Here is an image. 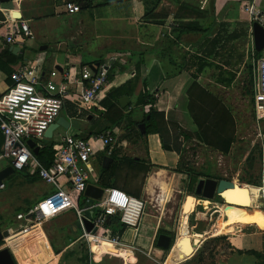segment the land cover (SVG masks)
<instances>
[{
    "label": "crops",
    "instance_id": "obj_1",
    "mask_svg": "<svg viewBox=\"0 0 264 264\" xmlns=\"http://www.w3.org/2000/svg\"><path fill=\"white\" fill-rule=\"evenodd\" d=\"M67 1L79 4L80 11L68 13L65 8ZM242 1H248L256 6L254 3L256 0ZM238 2L240 3L239 0ZM222 3V0L214 2L213 0H11V3L0 1L2 25L0 54L6 47L11 49L14 46L24 50L22 57L20 53L15 54L12 51L20 60L19 64H0L3 67L0 69V91L7 90L12 83L8 71L17 70L18 66L24 64H37L40 67L41 84L37 88L42 93L53 95L58 93L60 86L64 83L67 71L74 78L83 81L84 75L95 74L102 63H107L110 66L109 70L112 66H117L114 79L109 81V85L103 90L97 103L90 109H84L83 113L79 112L76 104L78 85H69L71 94L65 100L59 118L67 119L70 126L67 129L63 127L56 129L51 138H45L42 141L39 149L47 142H52L55 148L61 144L62 138L66 135L86 138L94 136L96 133L93 131L113 124L118 136L116 148L121 151L120 157L130 160L126 164L119 165L115 161L108 167H103V157L108 154L98 150L93 159V171L88 184L96 185L104 190L115 186L146 203L138 232L133 228H125L123 244L111 243L100 238L86 239L83 227L73 211L52 217L46 222L50 223L49 225L45 223V226H27L17 229L24 222L19 220L17 215L30 210L42 198L55 191L56 187L43 181L35 168L30 167L23 171L14 169L7 177V179H15L10 190L4 191L7 188L5 181H3L5 187L0 189V240L3 241L0 249L8 248L16 264H163L164 262L168 264V249L158 246L157 240L160 234H167H159V230L172 231L164 220L169 218L172 207L177 205L178 196L185 191L187 176L177 171L180 167L181 154L175 150L163 148L159 134H149L145 138L146 142H141L145 146L143 155L133 153V143L127 140L119 141V138L124 135L125 126L139 122L144 112L149 109V106L144 107L140 104L143 94L150 86L147 79L149 75L152 77L150 79L152 85L161 77L157 90L158 96H155V107L165 113L168 121L179 123L185 129L194 131L192 125L188 127L193 122L184 109L188 107L187 89L190 84H193L190 76L197 73L200 68L199 60L193 58L195 55L203 56L213 65L205 68L197 79L193 92L203 89L219 100L229 110L232 116L230 117L236 123L235 140L239 138L244 140V137L239 135L234 111L217 95L216 90L228 92L234 88L243 70L247 68L248 59L250 56L254 57V41L250 49L239 43L241 39L235 42L240 50V53L236 54H243L245 62L230 84L226 81L230 78L231 69L223 70L220 67L223 66L221 62L214 58H207L199 52L200 45L205 40L213 39L217 26L227 21H219L216 18ZM13 10L20 11L21 20L28 22L35 34L34 39L12 44L5 41L10 26L8 19ZM248 36H253L251 28ZM8 59V55L3 58L5 62L10 60ZM252 69L250 80L253 78L251 92L252 108L255 114L256 66L254 68L253 64ZM84 82H86L85 79ZM182 95L183 98L187 96V99L185 98L182 106L179 107ZM123 97L128 98L125 100V105L120 102ZM196 102L202 104L198 98ZM101 115L102 118H100ZM254 121L256 123L255 117ZM261 125L264 127V122ZM258 129L259 133H262V137H258L262 140L251 143V148L261 142L264 161V135L262 127ZM45 140L48 141L45 142ZM138 144L140 142H135V145ZM3 145L4 136L0 129V155ZM210 151L221 157L225 156L217 150ZM9 164L11 163L8 160L0 159V171ZM104 169L108 171L103 177ZM157 178L167 183L165 191L162 181ZM61 183L67 191H71L66 178H62ZM192 196L189 202H185L184 207L182 206L188 228L185 231L180 228L183 231L182 236L187 237L183 244L188 250L186 252L184 249L181 259L177 261L175 260L179 256L172 253L173 264H264L263 222L251 226L250 222H257L259 219L251 221L247 213L239 214L237 217L226 215L216 205L223 201H218L217 198L209 200L195 193ZM197 198H200L201 205L203 201H206L212 206L208 207L205 204L206 206H202L203 212L193 211L197 206V203L193 201H197ZM216 206L221 212V223L213 227L217 220ZM245 207L247 206L241 208ZM91 211L85 212L86 217H89ZM96 212L93 211L94 214ZM200 214L209 218L202 231L197 229V217ZM214 215L216 216L213 219ZM191 219H194L195 223H189ZM110 230H112L111 227ZM211 231L214 237L210 236ZM5 232H8V235H4ZM194 232H200L204 236L197 244L198 251L191 255L190 237L194 238L192 234ZM220 238H224V243L220 241ZM173 241L174 245L175 239ZM85 249H88L86 255H89V261L82 260L81 253ZM76 253H78L77 256Z\"/></svg>",
    "mask_w": 264,
    "mask_h": 264
},
{
    "label": "built area",
    "instance_id": "obj_2",
    "mask_svg": "<svg viewBox=\"0 0 264 264\" xmlns=\"http://www.w3.org/2000/svg\"><path fill=\"white\" fill-rule=\"evenodd\" d=\"M65 8L68 13H76L81 7L75 2L67 1ZM250 11L253 19L259 20L262 13H259L255 5H252ZM8 20L10 26L5 36L7 43H24L27 39L35 38L27 21L14 19L12 16ZM109 68L107 63H102L95 74L84 75L87 83L84 79L82 81L74 78L67 71L64 83L58 93L53 95L42 93L37 88L41 84L40 67L37 64H24L10 75L12 83L7 90L0 91V129L4 136L0 159L8 160L17 171L35 168L43 181L56 187L55 191L42 198L30 210L17 215L19 220L25 222V226H42L56 215L73 211L83 227L86 239L100 238L123 244L124 233L113 234L107 225L109 218L115 214L120 216V221L126 228H133L138 232L146 208L142 199L119 188L110 187L104 190L99 200L82 207L79 200L75 201L61 183V179L66 178L72 190L85 193L93 171V159L98 150L110 154L118 145L115 131H105L88 138L64 136L61 144L54 148V162L49 166L38 159L27 143L32 139L41 147L47 129L59 118L65 100L71 94L70 84L78 85L76 104L79 112L93 107L109 85ZM254 108L256 125L260 128L264 122V49L256 63ZM258 136L262 137V133ZM4 187L5 184L2 183L0 189ZM88 210L97 211L92 218L94 226L91 231L86 230L83 222Z\"/></svg>",
    "mask_w": 264,
    "mask_h": 264
},
{
    "label": "trees",
    "instance_id": "obj_3",
    "mask_svg": "<svg viewBox=\"0 0 264 264\" xmlns=\"http://www.w3.org/2000/svg\"><path fill=\"white\" fill-rule=\"evenodd\" d=\"M4 23V17L2 18ZM233 27L230 22L225 21L221 22L217 26L216 34L213 37V39L210 41L205 40L201 45L199 52L204 54L207 58H214V60L221 62L223 66L220 67L223 70H228V68L231 69L230 78L226 81V83L230 84L236 77L238 72L240 71L241 66L245 62L244 55H238L236 53H240L239 47L235 44L236 41L247 37L249 35L250 26L247 24H239L235 28ZM243 53V52H241ZM9 56V61L5 62L3 58L6 56ZM255 59H259L262 56V52L254 51ZM193 58H197L200 62V68L197 70V73H193V75L190 76V78L193 80V84L189 85L187 89V95H188V107H185V112H187L190 117L192 118L193 124L187 123L188 127L191 125L194 127V135L199 140L200 144H204V141L209 138L210 140H213L210 144V146L213 147L214 150H217L221 152V154L227 156L231 153L232 146L235 142V133H236V125L231 118V114L227 108H225L222 103L214 98L211 94L206 92L203 89H200L199 91H194L195 83L197 79L201 76L203 71L207 66H212V63H209V61L204 58L203 56L197 57L193 55ZM20 60L13 54L10 47H6L4 52L0 54V64H13L17 65L19 64ZM246 64V63H245ZM226 66V67H225ZM246 66L249 67L250 73L253 72L252 69V63L246 64ZM21 67L18 66L17 69ZM117 66H112L111 69L108 71V78L109 81L113 80L115 77V71ZM3 67L0 66V69ZM16 69L9 70V74L11 75ZM148 83L149 87L147 88L146 92L143 94V97L141 98L140 104L145 106H149V109L144 112L141 120L139 122H133L130 125L125 126L124 129V135L119 138V141L127 140L128 142L135 143L142 140L145 141V138L149 134H159L161 137L163 148L166 150H175L178 153L182 155V152L184 151V145L179 143V138L171 135V126H174L176 129L180 131L179 135L183 136L185 140H188L192 138L194 135L191 133H188V131L179 123L171 122L166 119V115L164 112L159 111L155 105H156V98L155 95L157 94L158 90V84L161 80V77L158 78L157 82L152 85V82L150 79L152 77L148 76ZM251 81H253V78H251ZM87 83V81H86ZM252 94V92H251ZM186 96V95H185ZM184 96H181V100L179 103V107L182 106L183 102L185 101V98L187 99V96L183 98ZM183 98V100H182ZM195 98V100H194ZM200 100L202 104H197L196 100ZM112 105V104H111ZM139 106V105H138ZM133 111V110H132ZM83 113V112H81ZM105 114V113H104ZM231 116V117H230ZM102 118V115L101 117ZM230 118L232 121L230 122ZM141 123H145L146 132L142 133L141 129L139 128V125ZM96 125V123H95ZM114 131V125L109 124L104 129H99L96 131H93L96 133L95 135L101 134L105 131ZM208 132H213L211 135L212 137H208ZM214 137V138H213ZM48 140H45V142ZM255 151L259 152L258 159L262 161V144L256 143L253 148L252 152L254 155ZM105 154H108L107 151H103ZM120 149L114 148L112 152L108 155L112 157V162L117 161L120 165L121 163H128L130 159L123 157L121 159L120 157ZM38 159L42 161L45 165L49 166L54 162L55 157V151H54V144L52 142H47L45 146L39 149V152L36 154ZM123 161H121V160ZM120 161V162H119ZM111 165V164H110ZM108 170L104 169V172L102 176L104 177V173H106ZM178 172L186 174L187 177H189V191L194 194L195 193V186L197 181L200 178H214L217 180L223 179L225 177H217L214 174H211L209 171L207 173H200L195 171L194 168H189L188 170L183 169L182 167H179L177 169ZM227 179L232 180L233 178L229 177ZM242 181V180H241ZM244 183L253 184L257 186H262V184L258 181L253 180H243ZM108 186V185H107ZM115 187V186H110ZM106 188V186H105ZM109 188V187H108ZM89 199V198H88ZM197 201L200 202V199L197 198ZM235 208L240 209L242 212L241 215L246 214L247 209L241 208L238 206H234ZM207 208V207H206ZM193 211H195L193 209ZM192 212V211H191ZM192 213H190L191 215ZM208 218L204 215H198L197 217V229L203 230L205 226L207 225ZM107 225L111 227L112 233H120L123 234L125 230V225L121 223L120 216L118 214H115L111 216L107 222ZM160 233H167L173 237V240L175 239V233L167 230H159ZM3 243V241L0 240V245ZM261 257V255H259ZM86 261H89V255H86Z\"/></svg>",
    "mask_w": 264,
    "mask_h": 264
},
{
    "label": "rangeland",
    "instance_id": "obj_4",
    "mask_svg": "<svg viewBox=\"0 0 264 264\" xmlns=\"http://www.w3.org/2000/svg\"><path fill=\"white\" fill-rule=\"evenodd\" d=\"M222 1H223V3H222V5H220V11L219 12L217 11V15H216V18H218L219 21L220 20H227L230 22V24L233 27H237L239 24H241V25L247 24L248 26H250V28L252 30V24L254 21H256V19H253V16L251 15L250 10H251L252 5H254V4H250L248 1H242V0H239L240 3L238 2V0H235V1L234 0H222ZM254 3L256 4V8L258 9L259 13H262L261 17H259V21L264 23V0H256ZM239 43L242 44L243 47L250 49L253 45V36L252 37L248 36L246 38H242L239 41ZM250 61L252 62L253 67L255 68L257 60H255L254 57L250 56V58L248 59V63H250ZM249 71L250 70L247 66V68L243 70L242 76L235 83L234 88L231 91L227 92V91H223V90H221V91L216 90L217 95L220 98H222L223 100H225L231 106L232 110L234 111V113L237 117L239 135H240V137H242V136L244 137L243 138L244 140H241L240 138H239V140H235V142L232 146L233 150H231L232 151L231 154L224 156V157H221L219 154L210 151L211 149H213V147L210 146L211 142L213 141V140H210L211 138H209L208 140L206 139L204 141V144L203 143L200 144L199 140L194 135L195 132L186 128L188 133H191L194 136L188 140H185L183 138V136L179 135L180 131L178 129H176L172 125H170V126H171V135L175 136L174 138L178 137L179 143L184 145L183 146L184 151L182 152L181 160H180V167H182L185 170H188L189 168H194L195 171L200 172V173H205V174L207 173V171H209L211 174H214L217 177L223 176L225 178H229V177L235 178V182L240 187L246 186V185L251 186L250 190L252 192V196L259 203H258V206L255 208L247 206V207H245V209H247L246 213L248 214V216L251 217V221L253 219H257V218L260 220V221L257 220V222H250V225L254 226V225H257L258 222L264 223V161H263V154H262V161H260L258 159V156H259L258 151H255L254 155H252L253 152H252V148H251V143L256 142L257 140L261 141L262 138L260 139L258 137L260 131H259L258 126L256 125V123L254 121L255 114H254V111L252 108L253 101H252V94H251L252 82L250 80V72ZM255 120H256V118H255ZM235 125H236V123H235ZM260 127H262V131H263V135H264L263 125H261ZM212 134H213V132H208L207 135H208V137L209 136L212 137L211 136ZM139 142H140V144H138V145H135V143H133L132 151L136 155H138V154L143 155L144 154L143 150H145V146L143 144H141V142H143V141L140 140ZM185 176H187V175L185 174ZM243 180L258 181L262 184V186L244 183ZM4 181L6 182V185H7V188L4 191H9L10 186L13 182H15V179H9V178L7 179L6 178V179H4ZM189 181H190V179H189V177H187V179L185 180L184 194H182V195L180 194L178 196L177 205L172 207L171 212H170L171 214L169 213V215H168L169 218L167 220H164V222H166V225L168 226V228L172 230L171 232L175 233V237H174L175 243L174 244H177V243L181 242V240H183V239L180 240L179 237L177 239L178 230L180 228H182L185 231V229L188 228L186 225L187 221L184 217V210H182V206L185 204V202H187V201L189 202V200L193 197L192 194L190 193L189 189H188ZM238 182L244 183V184H240ZM260 187H262V190L259 189ZM253 188H256L257 191H259V194H257L256 189H253ZM70 193H71L72 198L75 201L79 200L80 205L82 207H85V205H87V204L89 205L91 203L96 202L95 199H88V197L85 195V193L81 194V193L76 192L72 189H71ZM184 198H185V200H184ZM216 198L218 201H221L220 198H218V197H216ZM193 203H197V206L195 208L196 209L195 212H203L204 211V209L202 207L203 204L201 205V202L199 203L195 200V201H193ZM205 204L208 207L212 206L211 204L209 205V203H207V202H205ZM173 205L174 204H172V206ZM216 205L219 206L223 210L224 214H226V215L237 217L242 212L240 209L235 208L233 205H230V207H229L228 203L225 205H223V203L216 204ZM219 207L216 208L217 210L215 208H211L214 211L216 210L215 213L217 214V218H216L217 220L215 221V225L213 227H216L217 225H219L221 223V220H220V218H221L220 213L221 212L219 211ZM180 209L182 211L181 213H180ZM152 210L156 211L157 209L152 208ZM215 216L216 215H214L212 218L214 219ZM191 217H192V215H191ZM212 218H210V219H212ZM191 222L195 223V220L191 219L189 221V223H191ZM210 222H211V220L209 221V223ZM230 222H231V220L229 221V223ZM179 223H180V225H179ZM229 223H228V225H229ZM44 224L42 226L49 225L50 223H46L45 225ZM26 227L27 226H25V222H22V224H20L17 229H23ZM189 232H191L190 228H189ZM213 234L214 233L211 231L210 236L214 237ZM223 240H224V238H220L221 242H223ZM209 241L210 240H208V242ZM190 243L192 245V242H190ZM180 244L182 245V243H180ZM190 248H191L190 253H192L191 255L195 254L196 251H198V250H196L197 245L195 247H193V245H192V246H190ZM173 249H174V245L167 252L168 258L170 256L171 252L173 251ZM184 249L187 252L188 249L186 248V246H184ZM87 253H88V249L83 250V253H81L83 256L82 260L86 259ZM77 255H78V253H76V256ZM196 257H198V256H196ZM73 258H74V256H73ZM168 258H167V260H168Z\"/></svg>",
    "mask_w": 264,
    "mask_h": 264
},
{
    "label": "water",
    "instance_id": "obj_5",
    "mask_svg": "<svg viewBox=\"0 0 264 264\" xmlns=\"http://www.w3.org/2000/svg\"><path fill=\"white\" fill-rule=\"evenodd\" d=\"M2 3H11V0H0ZM215 0H213L214 2ZM11 16L14 19H21L22 14L20 11L13 10L11 12ZM2 27L0 23V28ZM252 33H253V41H254V47L255 50L258 52H262L264 49V23L260 22L259 20H256L252 24ZM11 50L18 54L20 53V57L23 56V49L19 47H11ZM125 100H128L127 97H123L120 102L122 105H125ZM70 123L65 118H59L57 119L53 124L49 126L45 133L46 138H51L53 136V133L56 129L59 127H63L65 129L69 128ZM139 128L141 129L142 133L146 132L145 123H141L139 125ZM30 148H32L33 152L37 154L39 152V146L36 145V142L32 139H29L27 141ZM112 157L109 155H106L103 157V167H108L112 162ZM14 171V168L11 164H9L6 168L0 171V185L3 183L4 179H6L12 172ZM239 189L244 190L242 188H238V185L235 183V180H230L227 178H223L220 180L214 179V178H200L195 186V194L197 196L206 198V199H214L216 197L220 198L221 201L225 204H229L228 197L230 195V192ZM104 193V189L100 188L93 184H88L87 188L85 190V195L89 198L99 200ZM248 198L245 197V201H247ZM206 201H203V205H205ZM232 204H229V207ZM94 217L93 211L90 212L89 217H84L83 222L85 225V228L87 231H91L94 224L92 222V218ZM196 236L202 235L200 232H194ZM4 235H8V232H5ZM173 237L171 235L167 234H160L158 236L157 244L158 246L164 248V249H171L173 247ZM0 264H16L15 260L8 248L0 249Z\"/></svg>",
    "mask_w": 264,
    "mask_h": 264
},
{
    "label": "bare ground",
    "instance_id": "obj_6",
    "mask_svg": "<svg viewBox=\"0 0 264 264\" xmlns=\"http://www.w3.org/2000/svg\"><path fill=\"white\" fill-rule=\"evenodd\" d=\"M159 175H161V174H159ZM155 179V178H154ZM158 179V178H157ZM159 181H162L161 182V184H162V187H163V190L165 191L166 190V184L167 183H165L163 180H161V179H158ZM236 183V182H235ZM237 184V183H236ZM238 185V184H237ZM254 187V186H253ZM238 188H242V189H244V190H239V189H236V190H234V191H232V192H230V195H229V197H228V202H229V204H232L233 206H238V207H244V206H253V205H258L257 204V201L255 200V198H253V196H252V192H251V190H250V188H251V186H248V185H246V186H242V187H240V186H238ZM253 189H256V188H253ZM260 190H262L261 188H259ZM256 192H257V194H259V191H257V189H256ZM164 193H166V192H164ZM245 197H247L248 198V200L247 201H245ZM199 231H201V230H199ZM178 232H179V235H178V237H179V239L181 240V239H183V240H181V242H179V243H177V244H174V249H173V251L171 252V254H170V256H169V258H168V264H173L174 263V261H172V253L174 254V255H178L179 257L175 260V261H177V260H180L181 259V254H182V252L184 251V244H183V241L184 240H187V237H186V235L185 236H182V234L183 233H181L182 232V230L181 229H179L178 230ZM194 234V233H193ZM195 235V234H194ZM203 234L202 235H200V236H194V238L193 237H190V242H192V245H193V247H195L197 244H199V241L203 238ZM178 239V238H177ZM180 243H182V245L180 244ZM167 263V262H166Z\"/></svg>",
    "mask_w": 264,
    "mask_h": 264
}]
</instances>
